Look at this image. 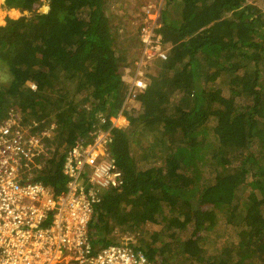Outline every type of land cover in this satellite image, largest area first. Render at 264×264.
Wrapping results in <instances>:
<instances>
[{
	"label": "trees",
	"instance_id": "16d2710c",
	"mask_svg": "<svg viewBox=\"0 0 264 264\" xmlns=\"http://www.w3.org/2000/svg\"><path fill=\"white\" fill-rule=\"evenodd\" d=\"M35 1L3 0L28 16L0 26V120L14 110L25 123L54 126L56 149L35 179L61 192V149L119 114L128 122L110 129L106 148L124 185L99 195L94 248L114 243L117 227L135 232L159 219L175 240L159 252L145 233L135 247L156 264L165 250L180 264H264V0H164L167 59L144 74L139 109L126 107L123 83L141 54L139 30L118 35L105 0H48L46 13ZM98 116L107 120L100 127ZM220 214L235 240L208 251L196 235Z\"/></svg>",
	"mask_w": 264,
	"mask_h": 264
},
{
	"label": "built area",
	"instance_id": "2783aa9c",
	"mask_svg": "<svg viewBox=\"0 0 264 264\" xmlns=\"http://www.w3.org/2000/svg\"><path fill=\"white\" fill-rule=\"evenodd\" d=\"M152 8L142 7L137 29L142 49L132 76L123 80L125 102L146 89L144 74L150 63L167 59L158 32L159 15H153ZM19 115L12 110L0 120V264H156L127 239L96 249L89 237L100 193L124 185L123 174L106 148L110 129L121 114L109 119V129L98 128L63 151L65 184L57 194L48 182L35 179L45 157L54 151H49L46 125L25 123ZM97 120L99 127L107 122L102 116ZM47 128L50 133L54 130L53 125Z\"/></svg>",
	"mask_w": 264,
	"mask_h": 264
},
{
	"label": "rangeland",
	"instance_id": "374dc122",
	"mask_svg": "<svg viewBox=\"0 0 264 264\" xmlns=\"http://www.w3.org/2000/svg\"><path fill=\"white\" fill-rule=\"evenodd\" d=\"M164 0H105L104 3V12L106 13V15L109 17V22L111 27H113V29L115 30V32L120 35V36H126V35H134L135 33H137V29L140 26V22L143 18V13H142V7H146V6H153V8L151 9V12L153 13V15H155L156 13L159 15L162 6H163ZM257 5L261 6L263 5L261 1H257L256 2ZM35 8H36V12H40V13H46L48 10V0H36L35 1ZM263 8V7H261ZM14 10V9H13ZM12 10L7 11L4 7H2V2H0V26L5 25V20L6 18H12V19H18L22 16L27 17L28 13L25 15L24 12H20L19 10L17 11V14L12 15ZM11 12V13H10ZM174 14V12H173ZM158 21H159V17H158ZM120 36L117 38L118 40H120ZM166 52H167V48H165ZM155 63L156 61L153 60L150 65L147 67V71H145V73H149V70H155ZM0 78H5L4 73L2 70H0ZM127 78H125L124 80H126ZM4 80V79H2ZM225 78H219L218 81H216V84H219L221 82H224ZM223 84V83H222ZM89 105L87 104L85 107H88ZM138 103L134 102L133 99H131L130 101L128 100L126 102V107H132V108H136L139 109L138 107ZM20 118H22V115H19ZM28 117H26L24 120H27ZM99 125V124H98ZM128 125V122L126 121V119L123 116H117L115 118V122L113 127H126ZM102 129V128H101ZM43 131L49 132L51 138H50V144H49V151H52L53 149H56V143L53 142V133H50V131L48 130L47 126L43 129ZM52 132V131H51ZM45 145V142H43ZM48 149V147H47ZM64 149H61V152H63ZM50 155L48 154L47 157H45V160L49 159ZM44 160V161H45ZM150 165H143V168H148ZM221 215V216H220ZM219 216H217L218 221L217 224L214 226V228L212 230H202L200 231L196 236L202 237L204 239H206L205 241H203L205 248L208 251H212V247L211 244H215V245H219L218 249H220V247L224 244V242L226 241V239L228 240V238L230 240H235V238L232 236L233 232L231 230H229L228 228H223L222 226V222H224L223 220V216L222 214H220ZM158 223H150L147 222L144 225H142L140 228H138L135 232H129L126 230H122L121 228L117 227L114 229V231L112 232V238H113V242H120L123 241L124 239L128 240V243L130 242V244L132 246L138 247L139 243L142 242V240L144 239V234L147 233V236L151 241L153 239L156 240L157 242V246L160 247V243L166 238V241L168 242V240L173 239L175 240V237H177V234L179 233H169L167 232V230L164 232L163 227L164 225L161 224L160 220L157 219ZM189 231L187 230L185 232V234H180L182 237L188 236ZM232 236V237H231ZM160 244V245H159ZM174 252L175 250H177L175 248V246L173 247ZM162 247L159 248V252H161ZM165 250V249H164ZM165 254L164 256H166L167 259L163 260L165 264H180L179 260L181 257L176 258L175 257V261H172V259L169 258V255L166 254L167 250L164 251ZM175 256V255H174ZM159 257V256H157ZM158 260H160L159 258H157ZM174 260V259H173ZM172 262V263H169ZM162 263V262H161ZM188 264V263H187ZM193 264V263H191Z\"/></svg>",
	"mask_w": 264,
	"mask_h": 264
},
{
	"label": "water",
	"instance_id": "95a60500",
	"mask_svg": "<svg viewBox=\"0 0 264 264\" xmlns=\"http://www.w3.org/2000/svg\"><path fill=\"white\" fill-rule=\"evenodd\" d=\"M23 12H24L25 15L28 13L27 11H23Z\"/></svg>",
	"mask_w": 264,
	"mask_h": 264
},
{
	"label": "crops",
	"instance_id": "0c3cea01",
	"mask_svg": "<svg viewBox=\"0 0 264 264\" xmlns=\"http://www.w3.org/2000/svg\"><path fill=\"white\" fill-rule=\"evenodd\" d=\"M0 2H3V0H0Z\"/></svg>",
	"mask_w": 264,
	"mask_h": 264
},
{
	"label": "clouds",
	"instance_id": "9594fccd",
	"mask_svg": "<svg viewBox=\"0 0 264 264\" xmlns=\"http://www.w3.org/2000/svg\"><path fill=\"white\" fill-rule=\"evenodd\" d=\"M0 23H2V22H0Z\"/></svg>",
	"mask_w": 264,
	"mask_h": 264
}]
</instances>
